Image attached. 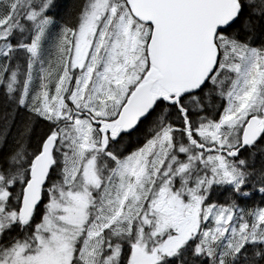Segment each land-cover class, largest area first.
Masks as SVG:
<instances>
[{"label": "snow or ice", "instance_id": "obj_1", "mask_svg": "<svg viewBox=\"0 0 264 264\" xmlns=\"http://www.w3.org/2000/svg\"><path fill=\"white\" fill-rule=\"evenodd\" d=\"M0 264H264V0H0Z\"/></svg>", "mask_w": 264, "mask_h": 264}]
</instances>
